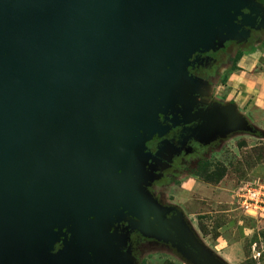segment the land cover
Instances as JSON below:
<instances>
[{
  "label": "water",
  "instance_id": "1",
  "mask_svg": "<svg viewBox=\"0 0 264 264\" xmlns=\"http://www.w3.org/2000/svg\"><path fill=\"white\" fill-rule=\"evenodd\" d=\"M261 10L0 0V264H131L124 223L216 264L176 208L156 206L151 168L171 153L172 129L200 122L203 142L239 124L230 109L197 110L206 83L190 68L228 37L247 38ZM156 139L169 147L153 155Z\"/></svg>",
  "mask_w": 264,
  "mask_h": 264
},
{
  "label": "rangeland",
  "instance_id": "2",
  "mask_svg": "<svg viewBox=\"0 0 264 264\" xmlns=\"http://www.w3.org/2000/svg\"><path fill=\"white\" fill-rule=\"evenodd\" d=\"M249 1L262 9L252 24L253 28L247 29L249 36L247 38L228 37L217 44L215 50L207 54L211 59L209 65L206 64L203 67L201 76H205V73L207 74L211 69L210 67L213 68L219 63H222L223 67L231 66L229 57L239 49L245 53L249 49L251 50L254 45H260L258 53L260 57H264V47H261V44H264V0ZM224 89L214 90L213 95L218 93V98H220V95L225 92ZM242 96L245 98L246 94ZM217 100L214 99L213 101L216 102ZM243 111L246 115L250 114L247 110ZM256 119L257 117L255 119L253 117L256 126L264 129L259 121H255ZM163 147L168 148L169 146ZM190 147L183 154L174 155V158H172L170 151L168 154L162 152L160 157V162L165 159L168 162L173 161L178 169L177 173H182L185 177H180V179L184 178L182 181L176 179L179 174L172 176L160 171L162 162L151 168L154 170L156 179L151 181L149 192L153 196L157 195L154 197L156 206L159 209L167 208L169 205L162 203L165 193L161 192L168 187L179 189L181 185H185L188 177H195L193 173L201 170L203 164H211L210 172L215 173H219L221 167L225 168V176L218 183L208 184L196 177L202 186L208 188L209 192L200 193L191 206L189 204L187 207L184 206L188 209L189 214H195L188 222L201 241L208 234L211 235L209 240H216L217 237L223 235L232 242L242 241L241 244L244 249L240 252L239 264H264V218L246 217L238 209L233 198L239 188L255 181L264 182V133L255 128V131L249 135L234 138L231 143H227V147L221 152V156L210 154L198 142L190 143ZM175 194L174 191L172 195ZM214 196L217 197L216 201L213 200ZM180 205L183 206L182 203ZM121 227L124 252L131 264H194L192 261L188 262L184 257L185 254L171 243L144 237L136 229H132L128 223L122 224ZM191 227L188 228L189 233L194 232Z\"/></svg>",
  "mask_w": 264,
  "mask_h": 264
},
{
  "label": "crops",
  "instance_id": "3",
  "mask_svg": "<svg viewBox=\"0 0 264 264\" xmlns=\"http://www.w3.org/2000/svg\"><path fill=\"white\" fill-rule=\"evenodd\" d=\"M261 47H264L263 44H261ZM258 48H260V45H254L251 50L249 49V51L243 53V57L238 62L237 69H231V66L221 67L219 69V74L227 79L226 83L223 84L221 82H217V84H213L214 86L212 87L206 83L201 87L200 94L198 95V101L200 104L207 105L206 110L212 108L230 109L232 110L234 119L239 122L234 129L229 128L214 132L203 142L199 141L197 137L195 138L196 141L198 140L197 142L203 145L212 155L221 156V152L225 150L227 143H231V141H233L236 137H243L244 135L253 133L255 128L264 133V129L259 128L253 122V117L254 119L257 117L255 121H259V124L264 127V57H260ZM233 56L234 54L229 57L230 65H232L231 58ZM220 88H225V92L222 94L223 96L220 95V98H218L219 94L217 93L213 95V93L214 90H218ZM243 94H246L245 98L242 96ZM214 99L218 100L214 102ZM243 110H247L250 114L246 115ZM171 146V155L172 158H174V155L178 156L180 154L181 149L176 145ZM161 162L162 165L160 167V171L165 174H171L172 176L174 174H179V177L176 179L180 181L185 178L182 173H177L178 169L174 165L173 161L168 162L165 159ZM180 177L184 178L180 179ZM174 191L176 194L173 196L172 194ZM202 192L208 193L209 190L206 186H202L196 177L190 176L185 181V185H181L179 189H175V187H168V189L165 188V190L161 192L165 193L163 194L165 198H163L162 203L169 205L168 207L176 208L182 214V226L185 227V230L189 234L188 236L194 244L206 252L208 257L211 258L214 263L239 264L241 259L240 252L244 249L241 244L242 241L238 243L232 242L229 239H226L223 235L217 237L216 240H209L211 237L210 234L203 237L201 241L196 235V231L188 222L195 214H189L187 212L188 209L184 208V206L187 207L188 204L191 206V204L194 203L195 198ZM154 197H157V195H154L153 198ZM213 200L216 201L217 197L214 196ZM180 203H182L183 206H181ZM190 227L194 230V232L189 233L188 228ZM184 257L188 262H191V259L186 256Z\"/></svg>",
  "mask_w": 264,
  "mask_h": 264
},
{
  "label": "flooded vegetation",
  "instance_id": "4",
  "mask_svg": "<svg viewBox=\"0 0 264 264\" xmlns=\"http://www.w3.org/2000/svg\"><path fill=\"white\" fill-rule=\"evenodd\" d=\"M199 61L198 63L194 64L191 68H190V74L194 77H196L195 75L192 74V68L197 66L199 64V66L201 67V69H203V67L206 66V64L209 65L210 59L209 56H207V54L204 55H199ZM208 62V63H207ZM212 66V65H211ZM208 67V66H207ZM223 67L222 63H219L218 65L214 66L213 68L210 67L211 69L209 70V72L207 73L208 76L210 74L211 71L215 70L219 73V69ZM202 72V71H201ZM205 73V75H207ZM205 77V76H204ZM197 78V77H196ZM200 78V77H199ZM202 78V77H201ZM203 79V78H202ZM217 82H220L219 79ZM209 85L212 87L214 86L212 83H209ZM207 109V105L204 104H199L198 105V109L199 111H203ZM165 125H169L168 122H164ZM201 126L200 122H195L192 123L190 125H181L175 129H172L169 134L167 135V140L172 144V145H176L181 149L180 154L184 153L189 147H190V143H195L196 141V136H197V132H199V128ZM162 139H156L153 143H151L150 145H148V151L150 153H152L153 155H155L158 151H161L164 149L163 145H162ZM188 143V145H187ZM185 145V146H184ZM183 146V148H182Z\"/></svg>",
  "mask_w": 264,
  "mask_h": 264
},
{
  "label": "built area",
  "instance_id": "5",
  "mask_svg": "<svg viewBox=\"0 0 264 264\" xmlns=\"http://www.w3.org/2000/svg\"><path fill=\"white\" fill-rule=\"evenodd\" d=\"M238 209L252 219L264 218V182L255 181L239 188L234 195ZM259 256V254L257 253Z\"/></svg>",
  "mask_w": 264,
  "mask_h": 264
},
{
  "label": "trees",
  "instance_id": "6",
  "mask_svg": "<svg viewBox=\"0 0 264 264\" xmlns=\"http://www.w3.org/2000/svg\"><path fill=\"white\" fill-rule=\"evenodd\" d=\"M264 46V44H263ZM243 57V51L238 50L234 56L231 58L232 59V65H231V69H237V65L238 62L241 60V58ZM201 67L199 66V64L195 67L192 68V74L195 75L197 78L200 77V79H202L205 83L209 84H217L218 79H220L221 83H226L227 79L222 77L217 71L216 68L215 70L211 71L209 76L208 74L204 76H201ZM202 77V78H201ZM212 167L211 164L209 163H205L203 164V166L201 167V170L193 173V176L195 177H199L202 179V181L210 184V183H218L219 181H221L226 173L225 168L221 167V170L219 173H215V172H210V168Z\"/></svg>",
  "mask_w": 264,
  "mask_h": 264
}]
</instances>
